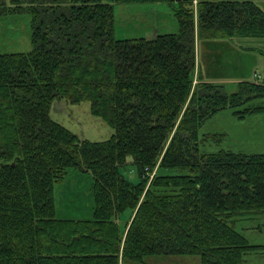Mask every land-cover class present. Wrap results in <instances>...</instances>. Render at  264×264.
I'll return each instance as SVG.
<instances>
[{
	"label": "trees",
	"instance_id": "1",
	"mask_svg": "<svg viewBox=\"0 0 264 264\" xmlns=\"http://www.w3.org/2000/svg\"><path fill=\"white\" fill-rule=\"evenodd\" d=\"M118 1L0 0V16L34 18L32 50L0 53V264H247L264 245L237 225L264 216V154L205 152L200 129L223 108L264 112L245 107L264 84L228 94L199 72L197 41L264 38V9L186 0L179 32L121 39ZM59 100L90 102L114 133L83 139L53 118ZM73 171L90 179L86 218L58 213Z\"/></svg>",
	"mask_w": 264,
	"mask_h": 264
},
{
	"label": "rangeland",
	"instance_id": "2",
	"mask_svg": "<svg viewBox=\"0 0 264 264\" xmlns=\"http://www.w3.org/2000/svg\"><path fill=\"white\" fill-rule=\"evenodd\" d=\"M11 3L12 0H6ZM264 9V2H257ZM123 2V3H120ZM180 2L168 0H129L118 1L114 7L116 36L121 39L153 37L156 32L177 33L181 29L175 8ZM195 10V5L191 0ZM196 14V12H195ZM33 15L20 11L0 16V53L30 52L32 50ZM158 33V32H157ZM213 47L197 41L198 68L201 75L215 83L223 84L228 94L238 92L241 82L264 84V38L242 37L217 39ZM220 43V44H219ZM197 82V81H196ZM56 101L52 116L83 139L103 141L109 139L114 129L90 111L91 104ZM264 107V98H257L245 107ZM201 135L211 137L203 146L205 152H218L222 149L245 154H264V112H252L240 117L234 108H223L208 118L200 129ZM134 166L123 169L132 181L138 176ZM132 169V170H131ZM176 173L177 171H172ZM74 173V171H73ZM89 180V181H88ZM70 174L65 182L55 187L59 216L65 218H86L88 211L86 195L90 197V179ZM237 225L250 243L264 245V216L241 220ZM198 258V257H196ZM247 264H264V248L247 255ZM149 263L156 264L160 257H150ZM169 259V264H174ZM182 264H189L184 258Z\"/></svg>",
	"mask_w": 264,
	"mask_h": 264
},
{
	"label": "crops",
	"instance_id": "3",
	"mask_svg": "<svg viewBox=\"0 0 264 264\" xmlns=\"http://www.w3.org/2000/svg\"><path fill=\"white\" fill-rule=\"evenodd\" d=\"M257 2H264V0H257ZM116 3H117V2H116ZM116 3H115V4H116ZM120 3H123V2H120ZM157 32H158V33H161V32H159V31H157ZM157 32H156V35L158 34ZM156 35H155V36H156ZM143 37H146V36H143ZM153 37H154V36H153ZM153 37H146V38H153ZM134 38H135V37H134ZM219 44H220V43H219ZM86 211L89 212V213H88V216H90L91 213H90L89 209H88V210L86 209ZM58 213H59V209H58Z\"/></svg>",
	"mask_w": 264,
	"mask_h": 264
},
{
	"label": "built area",
	"instance_id": "4",
	"mask_svg": "<svg viewBox=\"0 0 264 264\" xmlns=\"http://www.w3.org/2000/svg\"><path fill=\"white\" fill-rule=\"evenodd\" d=\"M169 1H173V2H178V1H186V0H169ZM192 2L195 5V11H197V5H198V0H192Z\"/></svg>",
	"mask_w": 264,
	"mask_h": 264
}]
</instances>
